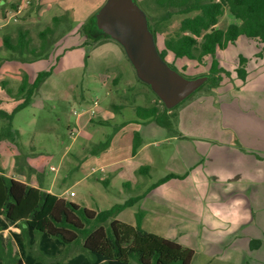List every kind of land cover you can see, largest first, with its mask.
Here are the masks:
<instances>
[{"label": "rangeland", "instance_id": "rangeland-1", "mask_svg": "<svg viewBox=\"0 0 264 264\" xmlns=\"http://www.w3.org/2000/svg\"><path fill=\"white\" fill-rule=\"evenodd\" d=\"M105 2L0 0V108L8 112L13 110L15 102L5 88L10 87L15 92L24 72L29 74L30 81L38 72L48 73L34 90L29 103L13 113L12 126L17 130L18 140L17 144L8 140L0 142V166L11 175L15 173L16 177L28 182L31 177L37 183L40 174L26 161L27 157L32 158V162L40 164L44 182L52 183L56 193L64 191V198L95 210H105L115 203L142 195L162 174L182 173L190 164L198 162L192 139L182 135L198 134L196 105L199 110H207L203 102L205 97L215 101L220 91L236 87L240 56L244 57L245 69L252 76L255 71H260L249 87L264 92L262 44L239 36L215 53L219 65L229 74L218 73L214 87L205 85L176 108L168 109L170 126L144 121L142 129L136 122L135 107L158 104L163 109L165 106L160 104L151 88L137 78L120 53L122 46L118 41L109 37L91 48L84 43L89 40L81 33V24ZM136 2L147 16L148 24L156 29L155 43L158 50L162 49L164 40L179 27L185 14L174 8L159 7L153 0ZM169 12L171 15L165 18ZM54 15L60 16L56 23L52 21ZM231 23H239V19L225 8L215 26L226 29ZM46 26H51L53 33L47 35L45 58L40 59L29 52L21 54L3 44L4 35L14 41L18 29H23L28 33L30 45L38 48V32ZM167 60L187 77L209 72L210 59L194 68V74L185 73L189 69H182L184 63L192 66L193 62L173 59L172 54L167 55ZM217 101L214 104L219 108ZM146 124L152 126L149 128ZM137 130L142 132V139L147 140L140 141L138 148L142 146V149L135 157L104 166L107 159L130 152ZM107 138L110 141L105 149L91 153L92 147ZM9 156L13 169L6 168ZM140 166L153 167L150 179L146 175L149 168L139 173ZM188 171V176L171 178L153 186L137 202L118 212L120 218L134 225L135 213L143 211L145 218L141 226L145 230L194 250L190 264H264V249L263 254H253L251 260L247 257L249 261L244 263L245 251L238 245L246 233H251L246 229L235 232L242 220H250L244 198L233 194L224 202L220 190L208 181L204 182L207 178L200 168ZM141 177L144 184H137ZM123 181L128 184L123 185ZM20 230L10 224L0 231L3 237L0 236V257L7 264H14L20 258L10 234V231ZM233 231L234 237L226 239ZM206 246L210 247L206 249ZM210 249H216V252ZM28 250L45 264H61L82 249L72 247L62 256L50 257L42 254L34 242Z\"/></svg>", "mask_w": 264, "mask_h": 264}, {"label": "trees", "instance_id": "trees-1", "mask_svg": "<svg viewBox=\"0 0 264 264\" xmlns=\"http://www.w3.org/2000/svg\"><path fill=\"white\" fill-rule=\"evenodd\" d=\"M153 2L159 7L174 8L178 13L185 14L180 20L179 27L164 40V47L158 50L160 56L176 70L173 63L167 60L168 54H172L173 59L193 62L192 66L188 63L182 65L184 71L189 69V72H185L188 74H194V68L210 59L209 77L190 95L205 85L214 87L219 79L218 73L229 74L219 65L215 53L218 48L233 43L237 37L244 36L261 43V52L264 54V0H153ZM225 8L239 19V23H231L226 29H222L215 24ZM170 15V12L167 13L165 18ZM59 19L60 16L57 15L52 17L54 23ZM80 27L81 33L89 40H85L84 43L87 42L91 48L102 40H109L108 35L95 30L94 14ZM149 28L155 37L156 29L150 24ZM52 33L51 26H46L38 32L40 37L38 48L30 45L28 33L23 29H18L14 41L8 35H4L3 44L12 51L21 54L29 52L41 59L47 56L45 53L47 35ZM239 63L236 74L238 78L244 80L246 76L244 57H239ZM47 74L44 71L38 72L33 81H30L27 73H23L15 92L10 87L5 88L15 105L11 112L0 108V142L8 140L17 144L18 133L12 126L13 113L29 103L34 90ZM189 96L172 108H176ZM160 104L163 103L160 101ZM134 110L137 118L142 121H154L165 126L171 124L166 107L160 109L158 104L138 105ZM140 120L136 119V122H142ZM109 141L107 138L104 142L98 143L92 147L91 153L102 151L109 145ZM140 141L141 133L137 130L134 132L132 155L137 152ZM148 168L140 166L137 171L143 173ZM172 177L177 175L166 174L152 186ZM141 197L142 195L130 197L108 209L94 210L46 191L40 185L33 186L26 181L7 176L0 168V229L8 226L7 221L17 223L21 228L20 232L12 233L20 251V258L14 264H45L44 260L28 250V246L34 242H37L42 254L50 257L62 255L72 247L82 249L61 264H190L194 250L175 240L145 230L141 226L143 211L136 212L134 225L116 218L119 211L134 204ZM253 243L254 240L251 239L249 245L252 247ZM0 264H7L4 258L0 257Z\"/></svg>", "mask_w": 264, "mask_h": 264}, {"label": "crops", "instance_id": "crops-1", "mask_svg": "<svg viewBox=\"0 0 264 264\" xmlns=\"http://www.w3.org/2000/svg\"><path fill=\"white\" fill-rule=\"evenodd\" d=\"M121 52L122 56L126 58L130 64L122 48L120 50V53ZM259 73L260 71L257 70L252 76L250 71L246 70L245 82H242L240 78L236 79V87L220 91L215 101L213 98L209 100L205 97L203 102L207 110H199V106L196 105L197 116H195V122H197L196 127L198 128V134H195L196 132H190L188 135H186V133L182 135V137L188 136L192 139L193 150L198 157V162L195 165L190 164L188 170H193L195 167L200 168L203 175L207 178L204 182L206 183V181H208L215 188H218L224 202L233 194L244 198L250 220L246 222L242 220L241 226L237 230L234 229L236 233L240 230L244 231V229H246L245 231L251 230L252 233H246L244 238L238 243L239 247L245 251L244 263H246L245 261L248 263L253 254H263L262 249H264V92L261 91L260 93V91L249 87V84L252 83L253 79ZM27 75L29 76L28 73ZM239 81H241V84H238ZM216 100H218L217 102L220 105L219 108L214 104ZM136 119L140 120L139 118ZM144 123V121L143 123L139 122V126H142V129ZM151 124H146V126L150 128L152 126ZM140 133L141 141L147 140L146 138L142 139V132ZM140 149H142V146L138 148L137 152ZM137 152L132 155L130 150V152L121 156L107 159L104 166L123 161L127 162L130 158L135 157ZM31 160L32 158L27 157L26 161L30 166H33V169L37 170L38 174H40L37 183H34L31 177L28 182L21 177H16L14 175L15 173L11 175L9 170H4L2 165L0 168L7 176L26 181L33 186L40 185L42 189L63 197L64 191L56 193L53 190L54 186H52V183L48 184V182H44L40 164L36 161H33L35 162L33 163ZM181 163L185 164L184 161H181ZM6 164V168L13 169L14 164L11 156H9V160ZM205 165H207V167H205ZM188 170H183L182 173L180 171H171L168 172V174L173 173L177 175V177L172 178H182L188 176ZM151 172H153V167L150 166L148 172H146L149 179L151 178ZM166 174L167 173L162 174L158 179ZM142 178L143 177L137 181V184H144V179ZM122 184L127 185L128 181H123ZM152 188L153 186H150L145 193L149 192ZM144 194H142V197ZM122 210L119 211V213H121ZM143 217L145 218L144 215ZM116 218L120 221H124L120 218V214L118 213ZM7 224L8 226L0 229V231L7 229L10 224L19 227L18 224L14 222L7 221ZM234 231L228 233L226 239L234 237L236 234ZM13 232L15 231H10V234L14 239L12 235ZM0 236L3 239L2 234H0ZM251 239L254 240V246L252 247L249 245ZM14 242L16 243L15 239ZM209 244L213 245V243ZM209 247L206 246V249ZM210 250L216 252V249ZM247 257L249 259H247Z\"/></svg>", "mask_w": 264, "mask_h": 264}, {"label": "water", "instance_id": "water-1", "mask_svg": "<svg viewBox=\"0 0 264 264\" xmlns=\"http://www.w3.org/2000/svg\"><path fill=\"white\" fill-rule=\"evenodd\" d=\"M94 28L120 43L137 78L170 109L204 83L209 75L187 77L159 54L148 19L136 0H106L94 13Z\"/></svg>", "mask_w": 264, "mask_h": 264}, {"label": "flooded vegetation", "instance_id": "flooded-vegetation-1", "mask_svg": "<svg viewBox=\"0 0 264 264\" xmlns=\"http://www.w3.org/2000/svg\"><path fill=\"white\" fill-rule=\"evenodd\" d=\"M161 50V49H160Z\"/></svg>", "mask_w": 264, "mask_h": 264}]
</instances>
